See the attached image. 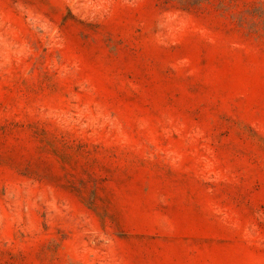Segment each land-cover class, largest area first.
<instances>
[{"label": "rangeland", "instance_id": "374dc122", "mask_svg": "<svg viewBox=\"0 0 264 264\" xmlns=\"http://www.w3.org/2000/svg\"><path fill=\"white\" fill-rule=\"evenodd\" d=\"M0 264H264V0H0Z\"/></svg>", "mask_w": 264, "mask_h": 264}]
</instances>
